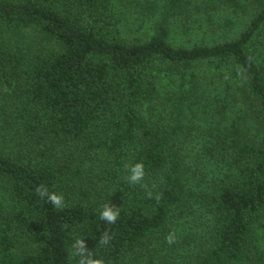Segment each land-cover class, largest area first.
Segmentation results:
<instances>
[{
  "label": "trees",
  "instance_id": "obj_1",
  "mask_svg": "<svg viewBox=\"0 0 264 264\" xmlns=\"http://www.w3.org/2000/svg\"><path fill=\"white\" fill-rule=\"evenodd\" d=\"M114 1L0 0V264H180L174 226L197 213L211 224L186 239L191 264H264L253 241L264 220V0H206L203 10H261L239 38L190 49L170 45L168 23L189 0H162L146 43L122 39ZM208 63L227 67L243 109L232 120L213 110L200 151L211 169L195 190L183 144L208 97L195 98V78L175 90L159 79ZM106 207L114 222L101 219Z\"/></svg>",
  "mask_w": 264,
  "mask_h": 264
},
{
  "label": "rangeland",
  "instance_id": "obj_2",
  "mask_svg": "<svg viewBox=\"0 0 264 264\" xmlns=\"http://www.w3.org/2000/svg\"><path fill=\"white\" fill-rule=\"evenodd\" d=\"M147 0H115L114 13L117 17L120 34L127 43H146L155 34L157 26L163 22L164 3L157 0L158 9L153 12L147 11L144 6ZM192 4L190 13L176 19L169 20V43L174 48H195L201 46H213L232 41L239 38L248 28L251 21L261 10L260 3L248 2L247 10L235 11L230 9L218 8L216 10H203L202 3L206 0H189ZM133 2V3H132ZM232 22L231 27L225 24ZM227 67L220 69L215 63L198 65L185 75L173 74L167 71L160 73L162 88L165 90H175L180 87V83L192 88L194 78L199 82L198 94L196 99L200 100L199 94L205 93L207 100L204 105H197L194 108V115L190 116L188 124L194 128L191 136L184 139L183 153L185 160L191 167V185L196 190L198 181L203 174H206L211 166L201 164V148L206 134L210 133L208 121L212 119L213 110L216 108L224 109L229 120L236 119L241 113L243 106L236 98L239 97L235 83L228 75ZM1 101V98H0ZM0 102V107H1ZM216 170V167H214ZM197 173V174H195ZM0 205L7 206L8 201L0 193ZM190 212V211H188ZM186 211V214L188 213ZM190 214L174 226L176 233L177 261L180 264H191L187 258L188 252L194 246L187 238H192L196 234H204L208 230L211 222L205 213L202 216ZM202 224V226H199ZM253 241L255 248L264 253V220L256 228Z\"/></svg>",
  "mask_w": 264,
  "mask_h": 264
},
{
  "label": "clouds",
  "instance_id": "obj_3",
  "mask_svg": "<svg viewBox=\"0 0 264 264\" xmlns=\"http://www.w3.org/2000/svg\"><path fill=\"white\" fill-rule=\"evenodd\" d=\"M143 176V165L142 164H136L134 167L131 169V176L129 177L130 181L135 183L139 181ZM38 193L41 196H44L47 194L46 190L41 192L39 189H37ZM49 200L54 204V205H59L61 203V198L53 195V194H47ZM116 213L113 212L110 208H105L104 211L101 213V219H104L108 221L109 223L114 222L116 219Z\"/></svg>",
  "mask_w": 264,
  "mask_h": 264
}]
</instances>
